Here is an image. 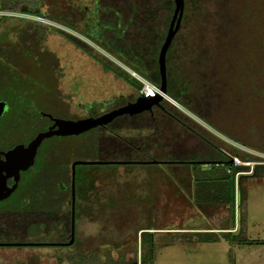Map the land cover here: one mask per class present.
I'll return each instance as SVG.
<instances>
[{"label":"trees","instance_id":"1","mask_svg":"<svg viewBox=\"0 0 264 264\" xmlns=\"http://www.w3.org/2000/svg\"><path fill=\"white\" fill-rule=\"evenodd\" d=\"M56 4L57 12L43 10L40 0H0V23L8 21L12 37L9 43H1L4 51L0 52V101L7 104L0 116V150L23 145L45 131L48 117H75L56 89L59 70L41 45L48 33L62 37L101 71L132 88L113 99L92 102L88 115L97 116L133 102L142 84L130 73L159 85L157 53L173 13V0H93L91 10L69 1L58 0ZM7 13L26 17L4 15ZM29 17L56 23L77 35ZM165 74V94L170 101L216 134L162 99L152 116L144 112L121 115L128 121L126 136L118 133L120 129H113L110 122L92 129L81 145L69 144L70 154L88 151L93 142L95 151L113 154L96 160L102 163L75 167L74 237L79 219L113 225L119 233L116 239L126 233L125 229L133 230L135 240L136 232L139 234V264L151 262L153 228L151 223L140 227L137 216L142 213L139 207L152 202L153 195L149 192L145 199L132 196L129 178L118 183L117 170L94 174L77 168L107 164L177 166L166 173L177 190L172 196L180 195L185 203L206 214L225 209L227 223L231 224L236 199H243L248 180L260 181L264 175V158L260 156L264 155V0H183L178 29L165 53ZM62 137L66 136L41 141L30 166L37 165L35 171L26 174L30 167L22 171L10 195L11 206L0 209L4 216L0 217L13 224L20 242L40 244L0 246L74 245L75 238L66 244L70 232L68 162L93 159L70 155L55 140L48 142ZM49 156L56 161L51 162L49 179L59 187L46 189L43 182ZM61 158L67 162L60 163ZM232 158L241 164H235ZM245 163H251L250 169ZM55 172L60 173L59 179H53ZM151 185L155 186L154 182ZM200 230L182 232L180 238L205 242L223 235L231 239L232 226ZM237 236L238 242L252 243L242 229Z\"/></svg>","mask_w":264,"mask_h":264},{"label":"rangeland","instance_id":"2","mask_svg":"<svg viewBox=\"0 0 264 264\" xmlns=\"http://www.w3.org/2000/svg\"><path fill=\"white\" fill-rule=\"evenodd\" d=\"M57 1L40 0L43 10L56 12L59 11L56 4ZM63 1L65 3H68V1L76 3L79 6L86 5L91 10L93 0H75V2L74 0H61V2ZM0 15L3 14L0 12ZM4 15L26 17L12 13ZM29 18L73 34V32L56 23L42 18ZM8 25L9 23L6 20L0 23V43L3 41L9 43L12 38L11 33L8 32ZM86 42L129 72L119 61L110 55L108 56L88 41ZM2 47L0 45V51H3ZM42 47L47 50V54L59 70L58 86L65 102L68 103L69 111L73 115H82L83 107L86 105L89 107L91 102L110 100L119 94H127L132 90V88L116 79L112 74L101 71L90 58L74 49L56 34L48 33ZM132 75L139 80L135 74ZM168 103L181 110L205 129L216 134L209 125H206L202 120L181 108L179 104L170 100ZM104 104H102L103 108H105ZM221 106H223V103ZM111 122V127L120 129L118 133L122 134V136L128 134L125 129V124L128 121L125 118L120 116ZM91 131L92 129L78 136L51 139L48 142L55 140L60 147L70 154L69 144L81 145L83 138L90 137ZM219 138L231 143L222 136H219ZM231 144L235 145L234 143ZM94 147L93 142L88 151L82 150L81 152L79 150V153L74 151L70 155L76 156L75 153H77L81 158L89 157L94 161L110 158L109 156L112 153H99L94 150ZM260 156L264 158V155ZM232 161L237 165L241 164L235 158H232ZM245 164L248 165L249 169L252 166L251 163ZM36 167L37 165L30 167L26 174L35 171ZM177 168V166L172 167L165 164L128 166L107 164L80 166L77 170L90 171L94 174L117 170L118 183L129 178L132 185V196L145 199L149 192L150 195H153L152 202H147L139 207L142 213L137 216L140 227H146L148 226L147 224L151 223L150 226L153 228L150 231L152 233L150 264H264V175L260 181L248 180L245 185V195L241 201L236 199L234 214L232 219L229 220L231 224H228L225 209L209 210V213L206 214L202 210L185 203L180 195L177 197L172 196V192L176 189L168 182L166 173ZM124 171H126V174ZM238 174H242V172ZM153 182L155 186L151 185ZM9 199L5 202L0 201V209L4 206H11L12 202L10 203ZM0 216L4 217L2 214ZM0 220V243L40 244V242L31 240L20 242L13 224L4 221L2 218ZM106 224L79 219L75 223V243L71 247L0 246V264H132L133 261L139 264V234L136 232L135 240L133 230L128 231L125 229L126 233H122L123 235L116 239L115 236L119 233L117 234L113 230V225L105 226ZM224 225L227 227L232 226L231 239H226L223 235H217L218 239L216 241L205 242L194 241L193 238L191 241H185L180 238L182 232L201 231L200 229L203 228L217 230ZM240 229L245 232L246 239L252 243L237 241L239 239L237 234Z\"/></svg>","mask_w":264,"mask_h":264},{"label":"water","instance_id":"3","mask_svg":"<svg viewBox=\"0 0 264 264\" xmlns=\"http://www.w3.org/2000/svg\"><path fill=\"white\" fill-rule=\"evenodd\" d=\"M174 8L170 18L164 39L158 49L157 66L159 75V93L152 97H143L139 95L133 102H128L119 107L113 108L99 116L87 117L77 120H66L52 118V125L45 131L38 132L26 145L18 144L5 152H0V201L7 198L15 189L19 178V172L25 171L33 162L37 147L41 141L51 136H75L95 127H103L110 123L116 117L121 115L132 116L144 111H148L152 106L157 105L165 96L166 74H165V53L167 47L178 29L183 10V0H173ZM133 74V73H132ZM7 110L4 101H0V116ZM2 156V158H1ZM154 163V161H151ZM102 163L99 161H74L70 168V232L67 245H70L74 239V166L80 164ZM12 178L13 184L6 185V179ZM1 245V243H0Z\"/></svg>","mask_w":264,"mask_h":264},{"label":"flooded vegetation","instance_id":"4","mask_svg":"<svg viewBox=\"0 0 264 264\" xmlns=\"http://www.w3.org/2000/svg\"><path fill=\"white\" fill-rule=\"evenodd\" d=\"M3 14V13H2ZM62 27V26H61ZM64 28V27H63ZM70 31V30H69ZM72 32V31H71ZM73 34H75V33H73ZM44 42V41H43ZM43 42L41 43V45L43 44ZM2 43V42H1ZM0 43V45H2ZM3 48V47H2ZM42 48H44V47H42ZM45 49V48H44ZM3 51H4V49H3ZM45 51H46V57L47 58H49L52 62H53V60L49 57V55L47 54V50L45 49ZM0 52H2V51H0ZM54 65V64H53ZM55 66V65H54ZM60 87L57 85V87H56V89L57 90H59V91H61V89H59ZM61 94H62V92H61ZM62 98H63V100L65 101V99H64V96H63V94H62ZM66 104H68L67 102H65ZM92 103V102H91ZM7 105V104H6ZM160 104L158 103L157 105H154V106H152L151 107V109L150 110H148V111H144V113H146L148 116H152V113H153V111L155 110L154 109V107L156 108V106L158 107ZM90 106V105H89ZM87 108H89V107H87V105L86 106H84L83 107V112H82V115H79V116H77V115H74L75 117H69V118H60V119H66V120H77V119H81V118H87V117H96V116H91V115H88V111H87ZM67 109H68V111H69V106L67 107ZM111 110V109H110ZM109 111V110H108ZM69 112H71V111H69ZM107 112V111H106ZM72 113V112H71ZM103 113H105V112H103ZM102 113V114H103ZM84 115V116H83ZM101 115V114H100ZM97 116H99V115H97ZM49 119V121H50V123L47 125V127H46V129L49 127V126H51L52 125V118H50V117H48ZM88 131V130H87ZM79 135V134H78ZM78 135H75V136H78ZM52 137H60V136H51L50 138H52ZM66 137H73V136H66ZM27 143H25V144H23V145H26ZM7 150V149H6ZM6 150H0V152H5ZM36 153H37V150H36ZM36 155V154H35ZM36 157V156H35ZM35 157H34V159H35ZM1 158H2V156H1ZM86 161V162H91V161H94V160H82V159H79V158H76V159H72V160H69V162H68V168H69V174H70V168H71V163L72 162H74V161ZM52 161H54V162H56L53 158H51V156H49L48 158H47V160H46V162H47V164H45V165H47V169H46V171H45V181L43 182V186L47 189V188H50V187H53V188H57V187H59V186H57L56 184H55V180H50L49 178H51V175H50V173H51V170L49 169L51 166V162ZM60 161V163H66L67 161H65V159H60L59 160ZM54 166V165H53ZM77 165H75L74 166V173H75V167H76ZM28 169V168H27ZM21 173H22V171H20L19 172V178H18V181L16 182V185L18 184V182H19V179H20V176H21ZM59 175H60V173H57V172H55V174H54V176L56 177V178H53V179H59ZM73 183H74V181H73ZM13 184V180H12V178H7L6 179V185L9 187V186H11ZM69 187H70V183H69ZM16 188V187H15ZM12 194V193H11ZM10 194V195H11ZM10 195L7 197V198H5V199H3V200H1V202H4V201H6L7 199H9V197H10ZM69 205H70V197H69ZM51 244H53V245H55V246H57V245H59V246H57V247H65L64 246V244L65 243H57V242H55V243H51Z\"/></svg>","mask_w":264,"mask_h":264},{"label":"built area","instance_id":"5","mask_svg":"<svg viewBox=\"0 0 264 264\" xmlns=\"http://www.w3.org/2000/svg\"><path fill=\"white\" fill-rule=\"evenodd\" d=\"M139 78V77H138ZM139 81L141 82V88H140V95L143 97H152L154 96L156 93H159L158 87L139 78ZM164 99L166 100H170L166 95L163 96Z\"/></svg>","mask_w":264,"mask_h":264}]
</instances>
